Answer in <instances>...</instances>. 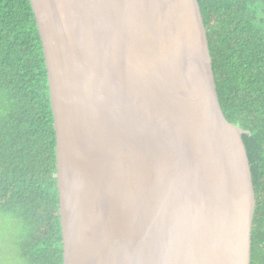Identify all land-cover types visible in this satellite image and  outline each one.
Here are the masks:
<instances>
[{
    "label": "water",
    "instance_id": "1",
    "mask_svg": "<svg viewBox=\"0 0 264 264\" xmlns=\"http://www.w3.org/2000/svg\"><path fill=\"white\" fill-rule=\"evenodd\" d=\"M31 3L64 264H250L246 131L222 113L199 1Z\"/></svg>",
    "mask_w": 264,
    "mask_h": 264
},
{
    "label": "trees",
    "instance_id": "2",
    "mask_svg": "<svg viewBox=\"0 0 264 264\" xmlns=\"http://www.w3.org/2000/svg\"><path fill=\"white\" fill-rule=\"evenodd\" d=\"M216 91L256 193L250 264H264V0H198ZM48 70L31 0H0V264H64Z\"/></svg>",
    "mask_w": 264,
    "mask_h": 264
},
{
    "label": "bare ground",
    "instance_id": "3",
    "mask_svg": "<svg viewBox=\"0 0 264 264\" xmlns=\"http://www.w3.org/2000/svg\"><path fill=\"white\" fill-rule=\"evenodd\" d=\"M246 131V130H245ZM247 132V131H246ZM245 132V133H246ZM244 134V133H243ZM58 190H59V188H58ZM256 194V193H255ZM59 199H60V194H59ZM111 239V236H109V240ZM98 241V239H95V238H93V239H89V240H87V241H85L84 242V247L87 249V250H91V248L92 247H96V246H98V243L99 242H97Z\"/></svg>",
    "mask_w": 264,
    "mask_h": 264
}]
</instances>
